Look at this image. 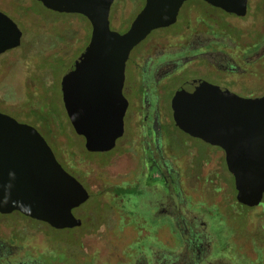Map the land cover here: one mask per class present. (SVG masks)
<instances>
[{
    "label": "rangeland",
    "instance_id": "1",
    "mask_svg": "<svg viewBox=\"0 0 264 264\" xmlns=\"http://www.w3.org/2000/svg\"><path fill=\"white\" fill-rule=\"evenodd\" d=\"M143 4L144 0H116L109 12L110 28L119 33L124 32ZM184 4L175 24L154 30L146 38L148 40L158 36L165 39L158 42L150 40L146 47L151 46L150 49L154 52L173 51L176 52L173 56L179 57L183 52L176 50L189 45L193 39V30L197 33L205 25L214 35L218 33V28L210 26L213 21L227 23L224 19L227 16L217 11L216 16L205 3L189 0ZM190 6L195 10L190 12L189 20ZM0 11L23 32L19 49L14 55L4 58L1 65L8 70L3 73L8 88L2 94L4 99L0 106L16 111L6 112L0 109V112L36 128L60 165L85 185L90 194L100 193L99 201L93 197L83 204L84 211H89L90 215L82 217V233L70 229H53L17 212L0 215V236L17 247H12L7 255L0 253V264H118L116 257L120 252L127 256L128 252L148 243L159 246L167 253H179L180 248L175 244L178 238L174 237L173 243L166 220L152 215L153 204L159 197L152 196L142 186L146 151L141 147L138 102L133 100L137 96L139 84L136 83L137 74L132 63L127 62L125 68V83L130 87V93H125V97L131 101L124 118L125 137L117 141L118 145L107 161V156H101L108 155V152L95 154L101 162L97 158H89L90 153L83 151L82 138L75 135L66 117L60 94L62 75L88 43L91 30L88 20L80 14L46 9L36 0H0ZM16 15L25 16L21 21ZM205 16L208 18H204ZM249 20L228 19L241 25L244 30L246 28V33L251 34L255 30L250 29ZM185 27L189 28L187 36L182 34ZM262 40L264 38L254 37L249 48H256ZM134 50L131 57L133 60L136 57V69L139 70L143 60L135 56L136 49ZM221 50L228 52L227 48ZM202 61L198 64H203ZM259 62L264 65V55ZM191 65L193 63L188 65L189 68ZM239 66V79L240 76L260 74V68L253 65ZM197 75L200 74L191 68L175 76L168 75L164 85L158 88L159 97L156 98L153 93L150 96L151 106L157 107V111L151 110L149 113V118L157 119L153 126L157 160H162L167 167L168 181L177 188L180 200L188 203V208L194 210L193 214L199 213V221L207 222L208 230L216 239L215 246L219 249L227 247L228 255L235 254L238 248L245 252H251L252 248L264 250V195L263 207L251 208L236 202L233 177L226 168L223 151L187 135L173 123L171 94L180 83ZM207 79L211 83L215 82L213 78ZM246 80L250 87L241 84L240 91H235L237 94L264 93L263 79ZM27 104L38 109L44 106L52 113L50 131L47 132L21 117L24 114L22 109L30 108ZM73 144L78 146V150L73 148ZM122 189L126 194L117 196L115 193ZM162 195H165L163 191ZM172 199L176 204L177 199ZM176 206L172 207L173 211L177 209ZM178 209L181 210L179 207ZM150 230L155 231L152 237V234H148L134 241L139 237V231L143 235ZM14 233L16 236L13 238L10 235ZM217 247L215 250H218ZM156 251L157 255L161 253L158 249Z\"/></svg>",
    "mask_w": 264,
    "mask_h": 264
},
{
    "label": "water",
    "instance_id": "2",
    "mask_svg": "<svg viewBox=\"0 0 264 264\" xmlns=\"http://www.w3.org/2000/svg\"><path fill=\"white\" fill-rule=\"evenodd\" d=\"M46 9L84 16L88 43L60 80L63 108L87 152L111 150L123 135L122 94L130 52L152 31L176 21L188 0H144L126 31L109 26L116 0H36ZM243 16L247 0H202ZM21 31L0 11V54L20 45ZM174 125L224 153L235 199L254 207L264 195V95L239 96L203 79L184 81L170 100ZM88 199L33 126L0 112V214L19 212L54 229L78 227L72 209Z\"/></svg>",
    "mask_w": 264,
    "mask_h": 264
},
{
    "label": "flooded vegetation",
    "instance_id": "3",
    "mask_svg": "<svg viewBox=\"0 0 264 264\" xmlns=\"http://www.w3.org/2000/svg\"><path fill=\"white\" fill-rule=\"evenodd\" d=\"M197 1L205 3L202 0H197ZM184 3L183 5H185ZM205 4L213 10V13H216L217 11V12H221L222 15L227 16V18H224L227 21V23L222 22L221 24H219L218 22L212 20L213 24L210 26H212L213 28L214 27L218 28L217 30L218 33L212 35L205 25H203L201 27V31L197 33H195V30H193V39L192 41H190L189 45L186 47H180L176 50L183 52L182 55L179 57H174L173 55L176 52L173 51L172 52H165L163 50H157L155 52L152 51L150 49L151 46L146 47L147 43L150 40L152 41L156 40V42H158V40H162V38L165 39V37L157 36L156 38L151 37L148 40H146V38L148 37L147 36L144 39L146 40L144 44L141 47L139 46L140 48L138 47V45L141 42L136 46L138 48L134 47L132 49L129 58L127 60L128 63L129 61L132 63V67L135 70V73L137 74L136 83L139 84L138 93L136 94L137 96H135L133 100L138 102L137 103L138 111L140 113V119L138 120V122L140 123L141 126L140 128L141 147L143 146L144 151H146L145 161L143 165L142 178L143 176L144 178H143L142 186L148 189L151 192L152 196L159 197L158 199H156L155 204H153L152 215L156 218L157 216H160L161 218H164L166 220V224L170 227L169 233H170V237L173 240V243H175L174 237L178 238L175 244L179 246L180 252L176 253L173 251L171 253H167L163 251L161 248H159V246H156L153 243H148L146 245H143L142 247H139L138 249L128 252L127 256H125L122 252H120L119 256L116 257V261L118 262V264H264V250L259 251L258 249L254 250V248H252L251 252H245L241 248H238L235 254L228 255L227 247L219 249V247L215 246L216 239L210 233L211 231L208 230L207 222L199 221L197 217L199 216L197 215L199 213L193 214L194 210L188 208V203L187 202L184 203L182 202V200H180L176 192L177 188H175V186H173L168 181L167 167L164 165V162L162 160H157L156 154H158V151H154L156 150L157 144H156V135L153 130V126L156 123L157 119L155 117L149 118V113L151 112V110L157 111V107L155 108L151 106L150 96L153 93L156 98L159 97L160 90L158 88L159 86L164 85L165 79L167 78L168 75L175 76L187 69L190 68L195 69L196 72H198L200 75H197V77L191 79L200 78L209 82L210 80H208L207 77L213 78L215 82L211 83L210 81L209 83L216 86L224 87L235 94H237L235 91L237 90L240 91L241 84L243 83L250 87V84L246 83L247 78L249 79L261 78L264 80V65L262 64V62H259L260 58L264 55V41L262 40L256 48H249L252 44L251 41H254V37L257 36V37H262V39L264 38L263 37L264 36V0H247L246 12L243 16H237L232 13H227L219 8L209 5L208 3ZM183 5L181 7H183ZM192 10L195 9H193V7L190 6V8L188 9L189 20H190L189 14ZM179 11H181V8ZM204 15H206V13H204ZM23 16L19 15L17 17L19 18V20H21ZM204 18H208V17L205 16ZM228 19H232V20L235 19L240 21L250 19L249 27L250 29L255 30V32L248 34L246 33L247 30L246 28L244 30V28L241 25H236L235 23L228 21ZM175 22L173 24H175ZM171 25L167 27H170ZM188 29H189L188 27L187 28L185 27V32H183L182 34H185L187 36L189 34L187 33ZM254 34L256 35L253 37ZM22 38H23V32H21L20 45L22 42ZM20 45L17 46L16 48L6 50L0 54V60H1L0 72L3 71L2 73H0V103L4 99L2 96L3 92H6L8 88L7 87L8 82L3 77V73H6V71L8 70L2 68L4 65L1 66L3 63V59L11 56L12 54L14 55L17 49H19ZM224 48H227L228 52H224L223 50H221ZM134 49H136V52H134L135 56L137 55L141 57L143 60L142 64L139 67V70L136 69V67H138V64L135 62L136 57L134 58V60L131 57V54L133 53V51H135ZM200 60H203L202 61L203 64L199 65L198 62ZM191 63H193V65H191L189 68L188 65H190ZM245 64L253 65L257 69L260 68L259 70L260 74L255 76H246V77L240 76L241 78L239 79L237 74L240 68L239 65H245ZM182 83H180L178 86H180ZM175 90H173L171 94V98ZM125 93L126 94L130 93V87L129 85H127V82L125 83L124 80L122 94L126 99ZM248 93L249 94L243 93L242 95L239 94L237 95L239 96H253L254 94L258 95V93H253V92H248ZM262 95H264V93H262ZM126 101H127V108H126L127 111V109H129V106L131 105V101L129 102V100L127 99ZM0 109L6 112L16 111V110H7L1 106ZM22 111L24 113L25 108L22 109ZM125 114L123 117V127L125 126L124 124ZM21 117L25 121H28L29 123L31 122V120L25 117V114H23ZM158 118L160 119V117ZM124 137H125V132H123V135L116 140L115 146L107 152L111 153L117 147L118 145L117 141L119 139L121 140ZM81 138L83 140V146H84V139L83 137ZM107 152H98V153H107ZM154 176H157V178H155ZM83 187L88 192V199L84 203H86L89 199H92L93 197H96L97 201H99L98 196H100V193L90 194L86 186L83 185ZM113 188H119V187H113ZM113 188H111V190ZM162 191L165 193L164 196L162 195ZM172 197H174L175 200L177 199L176 204L174 203ZM83 204L72 209V213L74 217H76L81 221L80 226L73 228H65V229L77 230V231H81V233L83 232L82 229H80V227H83V222H84L82 217H84V215L85 216L90 215L89 211H84ZM175 205H177L176 206L177 209L173 211L172 207H174ZM258 206L263 207V202L261 201L259 205L254 207H258ZM178 207L181 208L182 212L180 209H178ZM155 213L157 215H155ZM129 215L132 216L131 214ZM31 220L37 221L39 223L45 224L48 227H50L48 224L44 222L35 219H31ZM0 227H2V225H0ZM58 230H64V229H58ZM153 232L155 231L150 230L145 232V234L140 235L141 231H139V237L137 236L136 239H134V241L137 239L140 240L148 234L149 235L152 234L151 235L152 237L154 235ZM10 236L13 237V235ZM159 244L163 246V244L161 243ZM12 247L17 248L16 246L11 245V242L7 241L5 237L3 238L0 236L1 254L7 255L9 251H11ZM216 247L218 250H215ZM156 249L161 251L159 255H157ZM96 255H98V252L96 253ZM20 264H26V263L22 262Z\"/></svg>",
    "mask_w": 264,
    "mask_h": 264
},
{
    "label": "trees",
    "instance_id": "4",
    "mask_svg": "<svg viewBox=\"0 0 264 264\" xmlns=\"http://www.w3.org/2000/svg\"><path fill=\"white\" fill-rule=\"evenodd\" d=\"M27 105H28V108H29L30 105L29 104H27ZM24 114H25V117L28 118L29 120H31V122L34 125H37L38 127H41L43 130H46L47 132L50 131L49 127H50V124H51V121H52V113H50L46 107L42 106L41 109L30 107L29 109L25 110ZM72 146H73V148L75 150H78L77 149L78 146H75L74 144ZM81 149H83V148H81ZM84 150L85 149H83V151ZM95 154L96 153H90V155H89L90 157L89 158H97V159H99V157L97 155H95ZM106 156H107V158H105ZM109 156H110V153L108 155L106 154L105 156H101V157L105 158L106 161H107ZM71 161L73 162L72 159H71ZM99 161H100V159H99ZM115 189H119V188H115ZM124 191L125 190L122 189V190L118 191V193H116V194L121 196L122 194H126V192H124ZM15 236H16V234L14 233L13 234V238Z\"/></svg>",
    "mask_w": 264,
    "mask_h": 264
}]
</instances>
